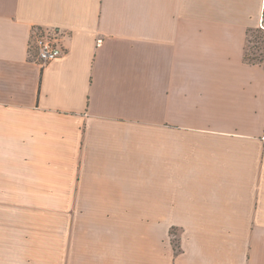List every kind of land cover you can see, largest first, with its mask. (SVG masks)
Returning a JSON list of instances; mask_svg holds the SVG:
<instances>
[{
  "label": "crops",
  "instance_id": "0c3cea01",
  "mask_svg": "<svg viewBox=\"0 0 264 264\" xmlns=\"http://www.w3.org/2000/svg\"><path fill=\"white\" fill-rule=\"evenodd\" d=\"M0 264H264V0H0Z\"/></svg>",
  "mask_w": 264,
  "mask_h": 264
},
{
  "label": "built area",
  "instance_id": "2783aa9c",
  "mask_svg": "<svg viewBox=\"0 0 264 264\" xmlns=\"http://www.w3.org/2000/svg\"><path fill=\"white\" fill-rule=\"evenodd\" d=\"M54 32V31H52ZM48 30H35L30 43L31 56L41 64L47 65L64 55V49L57 37L58 33Z\"/></svg>",
  "mask_w": 264,
  "mask_h": 264
},
{
  "label": "rangeland",
  "instance_id": "374dc122",
  "mask_svg": "<svg viewBox=\"0 0 264 264\" xmlns=\"http://www.w3.org/2000/svg\"><path fill=\"white\" fill-rule=\"evenodd\" d=\"M52 33H56V32H52ZM258 39V40H257ZM262 39H263V33H254L253 38L251 39L252 41H255V43H259V46H262ZM253 46V45H252ZM249 55L250 57L254 58V56H256L255 58H261V53L260 51L257 50H249ZM254 55V56H253ZM33 60H34V56L32 55ZM180 230L177 228H173L170 230V235L172 238V244L175 248V250L177 251V253L181 250V242H180Z\"/></svg>",
  "mask_w": 264,
  "mask_h": 264
},
{
  "label": "trees",
  "instance_id": "16d2710c",
  "mask_svg": "<svg viewBox=\"0 0 264 264\" xmlns=\"http://www.w3.org/2000/svg\"><path fill=\"white\" fill-rule=\"evenodd\" d=\"M260 31H262V30H260ZM254 60H256L257 62H261V61H262V60H260L259 58H258V59L256 58V59H254ZM256 61H255V62H256Z\"/></svg>",
  "mask_w": 264,
  "mask_h": 264
}]
</instances>
